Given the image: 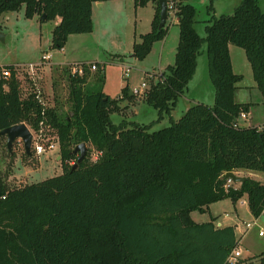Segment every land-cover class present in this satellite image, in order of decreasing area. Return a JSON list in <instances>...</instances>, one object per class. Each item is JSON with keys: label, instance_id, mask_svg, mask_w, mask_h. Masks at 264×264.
<instances>
[{"label": "trees", "instance_id": "trees-1", "mask_svg": "<svg viewBox=\"0 0 264 264\" xmlns=\"http://www.w3.org/2000/svg\"><path fill=\"white\" fill-rule=\"evenodd\" d=\"M108 1L113 0H0V16L24 7L27 19L58 18L50 47L60 50L69 35L92 32L93 4ZM187 1L169 0L179 31L174 63L155 83L149 81L141 98L159 118L170 114L205 42L213 105L195 104L158 131L149 133L137 123L131 128L113 124L110 113L134 94L128 95L127 86L117 99L102 89L86 91L88 67L80 76L68 74L72 105L63 119L41 106L35 93L21 98L15 68L0 67L11 72L0 79V132L24 123L35 133L45 122L46 132L56 134L62 169L13 189L0 171V264H224L239 244L235 227H217L213 219L196 223L191 213L225 199H244L254 218L262 214L264 182L246 178L233 187L225 175L264 174V124L233 126L251 104L235 101L242 76L233 72L229 55V45L244 51L264 104V12L257 0H241L231 15L212 17L201 38L194 29L196 10ZM149 2L134 0V5ZM152 3L151 29L132 46L137 60L166 34V24L158 29L159 7ZM101 69L96 66V73ZM97 81L102 83V77ZM82 143L87 155L72 170L77 159L72 150ZM92 152L97 158L90 161ZM256 259L264 264V252Z\"/></svg>", "mask_w": 264, "mask_h": 264}, {"label": "rangeland", "instance_id": "rangeland-1", "mask_svg": "<svg viewBox=\"0 0 264 264\" xmlns=\"http://www.w3.org/2000/svg\"><path fill=\"white\" fill-rule=\"evenodd\" d=\"M240 1L188 0L187 4L196 10V33L204 38L205 27L211 23L212 17L231 15ZM257 1L264 12V0ZM155 7L156 4L152 1L145 6H135L134 0L108 2L103 9L94 10L92 32L69 35L63 50L50 47L51 32L57 25L58 18L43 22L39 17L27 19L24 17V7L5 12L0 16V35L3 36V40L0 39V67L15 68L21 98L35 93L41 106L53 108L58 117L63 119L70 113L72 105L69 97V67L76 64H95L102 69L100 73L90 71L84 87L86 91L96 92L102 89L111 99H117L123 97L122 89L127 86L128 95L130 91L134 94L132 99L122 98L118 102L119 111L110 113L111 122L115 125L123 124L127 128L137 123L146 125L149 133L158 131L178 121L195 104L212 106L214 88L208 77L206 43L203 42L196 59L194 77L170 114H163L159 118L158 111L142 100V92L148 87L149 81L155 83L165 70L160 69L173 65L178 43L179 31L177 25L172 23L175 19L172 9L168 14L167 30L163 39L152 45L151 51L143 60L133 57V43L139 42L140 35L150 31ZM42 55H48L50 59L42 60ZM229 55L233 72L242 76L237 84L235 101L251 104L246 114L251 120L247 118L245 121L239 120L238 123L241 126L260 127L264 124V104L253 81L244 51L229 45ZM30 65H35L32 74L28 73ZM99 76L102 77V83L97 81ZM142 83L146 84L145 88L141 87ZM26 126L33 136L42 131L40 138L42 136L44 140L41 144L50 139L56 149L37 156L31 146V156L27 157L22 143L16 141L11 147L10 155L6 149V137H0V171L9 189L41 182L62 172L56 134L46 132L48 125L45 122L40 123L39 131L35 133L29 125ZM95 154H89L90 161L95 159ZM234 173L239 177L264 182L263 173L247 170ZM227 184L237 187L239 183L228 181ZM191 218L196 223L213 219L216 226L235 224L239 242L237 248L241 251L235 264H257L256 257L264 252V235L258 236V231L264 230V213L254 218L244 199L236 203L228 199L219 201L209 205L203 213L193 212ZM247 223L253 226L247 229Z\"/></svg>", "mask_w": 264, "mask_h": 264}, {"label": "water", "instance_id": "water-1", "mask_svg": "<svg viewBox=\"0 0 264 264\" xmlns=\"http://www.w3.org/2000/svg\"><path fill=\"white\" fill-rule=\"evenodd\" d=\"M8 1V0H7ZM152 2L156 1L159 7V25L158 29H162L167 21L169 14L168 3L169 0H150ZM41 19H45V16H41ZM0 39L3 40V36L0 35ZM133 92H129L131 96ZM6 137V149L10 153L13 143L20 141L23 145L24 153L27 156H31V144H32V134L24 123L11 126L0 132V137ZM72 154L77 155L75 164H73L72 170L76 169L77 166L85 159L87 155V147L84 143L77 145L73 150ZM59 159V158H58ZM225 178L231 182L241 183L246 178L236 176L235 173L229 172L225 175Z\"/></svg>", "mask_w": 264, "mask_h": 264}, {"label": "built area", "instance_id": "built-area-1", "mask_svg": "<svg viewBox=\"0 0 264 264\" xmlns=\"http://www.w3.org/2000/svg\"><path fill=\"white\" fill-rule=\"evenodd\" d=\"M168 7L169 9H171L172 7V4L171 3H168ZM170 13V11H169ZM62 50V49H60ZM49 56L48 55H42V60H49ZM34 67L35 65H30L29 66V72L28 73H33L34 72ZM84 67H88V69L90 71H93V70H96V65L95 64H91V65H86V64H76V65H71L69 67V74L71 76H74V75H82L83 74V69ZM11 75V72L8 70V69H2L0 71V79H7L9 78ZM141 87L142 88H145L146 87V84L142 83L141 84ZM38 97V96H37ZM239 120H242V121H245L247 120V115L245 113H241L238 117V120L237 122L234 123V127H240L241 125L238 123ZM42 134V131L39 132V134H37L36 136H33L32 135V150L34 151V153L39 156V155H42L44 154L45 152L47 151H52L54 149H56V146L55 144H53L52 142H50V139H47V141L45 140V143L41 144V142H43V137L41 136L40 138V135ZM39 136V137H37ZM97 154V153H96ZM94 155L95 156V159L97 158V155ZM94 159V160H95ZM229 181V180H228ZM262 213H264V209L262 211ZM253 226V224H246V228L247 229H250L251 227ZM264 235V230H260L258 231V236H263ZM241 256V251L238 249V248H235L231 253L230 255L226 258L224 264H235L237 262V260L239 259V257Z\"/></svg>", "mask_w": 264, "mask_h": 264}, {"label": "crops", "instance_id": "crops-1", "mask_svg": "<svg viewBox=\"0 0 264 264\" xmlns=\"http://www.w3.org/2000/svg\"><path fill=\"white\" fill-rule=\"evenodd\" d=\"M115 1H117V0H113V1H108V2H115ZM108 2H103V3H95V4H93V6H92V21H93V15H94V10L95 9H97V10H101V9H103L104 7H105V5L108 3ZM59 22V21H58ZM176 22V20L174 19V21L172 22V23H175ZM171 22H170V24H172ZM63 50V49H62ZM46 62V61H45ZM47 64V63H46ZM45 64V65H46ZM167 66H164L163 68H161L160 70L162 71V70H164L165 68H166ZM195 72H196V70H195ZM193 77H194V75H193ZM192 77V78H193ZM190 81H192V79L190 80ZM189 81V82H190ZM189 84V83H188ZM235 93H236V91H235ZM239 103V102H238ZM241 103V102H240ZM248 118V117H247ZM249 120H251V117H249L248 118ZM258 126V125H257ZM256 126V127H257ZM262 126V125H261ZM59 158V157H58ZM192 214V213H191ZM248 224V223H247ZM231 226V225H230ZM232 226H234L235 227V224L234 225H232ZM217 227H224V226H221L220 224H218L217 225ZM236 232V231H235Z\"/></svg>", "mask_w": 264, "mask_h": 264}]
</instances>
